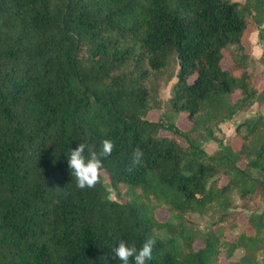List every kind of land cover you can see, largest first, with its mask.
I'll use <instances>...</instances> for the list:
<instances>
[{
  "label": "trees",
  "instance_id": "16d2710c",
  "mask_svg": "<svg viewBox=\"0 0 264 264\" xmlns=\"http://www.w3.org/2000/svg\"><path fill=\"white\" fill-rule=\"evenodd\" d=\"M250 26L264 44V0H0V264H121L153 236L146 264H264V114L220 135L264 102ZM104 139L77 188L71 148Z\"/></svg>",
  "mask_w": 264,
  "mask_h": 264
},
{
  "label": "clouds",
  "instance_id": "9594fccd",
  "mask_svg": "<svg viewBox=\"0 0 264 264\" xmlns=\"http://www.w3.org/2000/svg\"><path fill=\"white\" fill-rule=\"evenodd\" d=\"M115 142L112 139L102 140L100 153L91 150L84 143H79L75 148H71L68 155V166L72 176L76 179V186L79 189L94 188L101 181L103 172V158L110 156L114 150ZM86 149L88 154L86 155ZM143 151L136 148L132 153L130 170L142 163ZM155 236L145 240L141 248L135 244H129L125 240H120L118 246L113 248V259H118L121 264H146L152 259L153 249L156 244Z\"/></svg>",
  "mask_w": 264,
  "mask_h": 264
},
{
  "label": "rangeland",
  "instance_id": "374dc122",
  "mask_svg": "<svg viewBox=\"0 0 264 264\" xmlns=\"http://www.w3.org/2000/svg\"><path fill=\"white\" fill-rule=\"evenodd\" d=\"M243 43L246 45V47L252 52L253 56L256 59H259L261 56L264 59V44L259 41L258 37V31L250 26L243 37ZM232 62L230 60L229 54H225V59L223 60V64L225 66L230 65ZM256 65L262 70L264 69V62H256ZM171 85V84H170ZM170 85L164 90V94L167 96L169 94ZM259 114H264V102H257L255 103L249 110H247L244 113L238 114L235 116L232 120H229L221 125V132L220 135H223L225 142L233 144L235 147H237L241 141L240 137L238 136L236 126L238 122L242 121L246 117H252ZM151 118L156 119L158 117V111L152 112L150 114ZM190 124V121L188 120L187 116L183 114L179 120L178 125L181 128H187ZM207 150L209 152H213L218 148V144L215 142H209L207 143ZM108 184V182H106ZM157 214L164 218L166 213L163 210H158ZM196 223L200 225V227H203L205 225V221L200 218L199 216L195 217Z\"/></svg>",
  "mask_w": 264,
  "mask_h": 264
}]
</instances>
